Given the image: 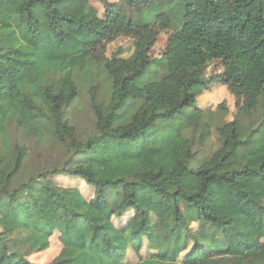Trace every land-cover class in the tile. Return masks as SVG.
Listing matches in <instances>:
<instances>
[{"label": "trees", "instance_id": "1", "mask_svg": "<svg viewBox=\"0 0 264 264\" xmlns=\"http://www.w3.org/2000/svg\"><path fill=\"white\" fill-rule=\"evenodd\" d=\"M101 1L102 14L90 0H0V264H39L32 256L55 232L45 211L57 204L83 232L88 264H264V0ZM162 31L169 48H185L174 69L151 55ZM121 36L133 39L132 54L108 55ZM211 62L219 72L209 78ZM211 82L236 97L232 119L226 100L217 114L199 106ZM80 97L94 121L86 137L82 107L70 110ZM153 122L155 149L186 138L174 170L139 167L141 146L130 138ZM48 148L66 160L32 164ZM59 173L92 190L59 184ZM147 187L170 204L148 230L138 198ZM98 210L113 223L130 214L117 227L123 243ZM68 249L48 264H66ZM128 249L141 257L127 260Z\"/></svg>", "mask_w": 264, "mask_h": 264}, {"label": "rangeland", "instance_id": "2", "mask_svg": "<svg viewBox=\"0 0 264 264\" xmlns=\"http://www.w3.org/2000/svg\"><path fill=\"white\" fill-rule=\"evenodd\" d=\"M93 5H95L100 13L102 14L105 9V5L101 0H90ZM117 1V0H113ZM170 31H162L158 40L151 51L153 57L163 59L165 58L169 62L170 69H174L185 57V48L182 45H176L172 48L168 47V38ZM124 56H129L134 50L133 39L126 36H121L115 41L108 44V55H112L118 51ZM218 68L214 62H211L206 70V75L212 78L218 73ZM150 73L144 75L145 78L149 77ZM227 102L228 113L226 114V119L230 120L234 117L236 111V97L230 92L228 86L220 82H211L209 89L205 90L198 97V104L204 110L207 115L217 114L220 112L219 104L223 101ZM77 113L78 131L80 136L86 137L91 135L94 131V121L93 115L87 105V99L82 97L78 98L70 110L73 112L80 109ZM159 123L153 122L147 129L146 133L141 136H136L130 138L132 141L136 142L141 146L139 167L141 169H164L166 171L174 170L180 164L181 159L184 157L186 138L184 136L178 135L173 138L171 143L164 149L158 150L151 146L154 136H156L159 131ZM197 141V140H196ZM216 137L213 136L211 141L215 145ZM198 142V141H197ZM200 144L197 143L193 146V150L199 148ZM43 152V153H42ZM41 153L34 154L33 163L41 168L43 162L46 163L45 166L53 167L55 165L62 164L66 158L67 154L64 153L59 148H48ZM209 153V145L207 147L199 149L197 157L202 158L203 155ZM54 179L61 185L66 187H79L85 195H88L92 190V187L86 183V181L71 177L69 175L59 173ZM69 200H73V195L68 196ZM138 198L141 202L143 208L148 211L147 226L148 230L160 215L166 213L169 209L170 204H160L154 201L152 192L150 188H140L138 189ZM46 217L55 232L51 237V246L37 253H34L32 259L39 264H48L51 262L63 249L65 245H69L68 251L64 254L66 264H88L87 263V251L84 249V234L81 230L77 229L72 219L65 213L64 209L58 204L53 205L46 209ZM94 218L103 224L104 231L108 233L113 240L117 242H122L124 240L123 234L117 230V227L128 222L130 214L122 217L121 219H115L114 223L106 219L103 211H96ZM193 227L197 226L196 222H192ZM138 226V224H136ZM147 230L142 229V235L145 236ZM123 243V242H122ZM147 243H145L143 248V256H147ZM141 256L135 253L133 249H128L127 260L134 262L137 261ZM179 264H188L183 258L180 259Z\"/></svg>", "mask_w": 264, "mask_h": 264}]
</instances>
